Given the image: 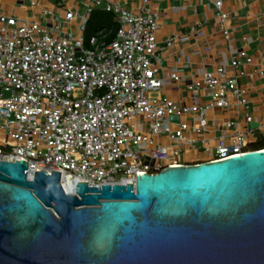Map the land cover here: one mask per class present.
<instances>
[{
	"label": "built area",
	"instance_id": "2783aa9c",
	"mask_svg": "<svg viewBox=\"0 0 264 264\" xmlns=\"http://www.w3.org/2000/svg\"><path fill=\"white\" fill-rule=\"evenodd\" d=\"M163 1L140 0L138 11L121 0H87L83 11L0 13L1 157L26 160L29 178L60 171L65 191L76 194L79 182L136 184L138 175L183 165L180 144L194 143L193 133L210 150L206 134L220 132L210 161L264 150L257 147L264 121L253 116L249 88L241 82L255 75L239 69L242 60L253 62L245 49L230 65L187 83L203 102H176L162 92L168 79H181L177 69L163 70L155 55L161 14L152 4ZM213 2L224 24L223 0ZM100 5L118 25L110 41L100 33L84 35ZM233 106L244 110V125L210 118L211 111Z\"/></svg>",
	"mask_w": 264,
	"mask_h": 264
},
{
	"label": "water",
	"instance_id": "95a60500",
	"mask_svg": "<svg viewBox=\"0 0 264 264\" xmlns=\"http://www.w3.org/2000/svg\"><path fill=\"white\" fill-rule=\"evenodd\" d=\"M27 169L0 154V264H264V150L76 194Z\"/></svg>",
	"mask_w": 264,
	"mask_h": 264
},
{
	"label": "crops",
	"instance_id": "0c3cea01",
	"mask_svg": "<svg viewBox=\"0 0 264 264\" xmlns=\"http://www.w3.org/2000/svg\"><path fill=\"white\" fill-rule=\"evenodd\" d=\"M129 9L138 11L140 0H121ZM87 0H0V13L14 16L40 15L50 9L56 13L77 9L83 11ZM161 14L157 32L158 49L156 57L163 70L177 69L179 81L168 79L162 92L176 102H203L187 89V83L201 79L204 71H216L221 64L230 65L237 50L245 49L253 56L251 64L242 60L239 69L254 72L242 77L241 82L249 88L250 110L253 116L264 121V0H223V9L228 18L222 24L213 0H164L152 4ZM228 28L227 36L224 29ZM172 40L171 44L168 42ZM261 68V71H256ZM231 74L229 70L228 75ZM210 118L244 120V110L233 106L226 110L210 112ZM219 131L206 134L208 147L197 134L194 143H182L180 149L185 160L183 164H198L210 161L212 150L217 144ZM0 132V136H1ZM162 139V138H161ZM167 143V140L164 139Z\"/></svg>",
	"mask_w": 264,
	"mask_h": 264
},
{
	"label": "trees",
	"instance_id": "16d2710c",
	"mask_svg": "<svg viewBox=\"0 0 264 264\" xmlns=\"http://www.w3.org/2000/svg\"><path fill=\"white\" fill-rule=\"evenodd\" d=\"M117 28L118 25L113 13L102 9H94L87 24L86 35L89 39L91 36L100 33V38L110 41L115 37ZM257 147L264 148V142Z\"/></svg>",
	"mask_w": 264,
	"mask_h": 264
},
{
	"label": "rangeland",
	"instance_id": "374dc122",
	"mask_svg": "<svg viewBox=\"0 0 264 264\" xmlns=\"http://www.w3.org/2000/svg\"><path fill=\"white\" fill-rule=\"evenodd\" d=\"M102 8H103V5H100L98 9H102ZM102 10H103V9H102ZM86 33H87V31H85L84 35H85V38L88 39ZM257 135H258V136H261L259 133H258ZM1 138H3V135H1ZM11 142H12V141H11ZM0 146L4 147L2 143H0ZM178 160H181V161L185 160L184 155L178 157Z\"/></svg>",
	"mask_w": 264,
	"mask_h": 264
}]
</instances>
